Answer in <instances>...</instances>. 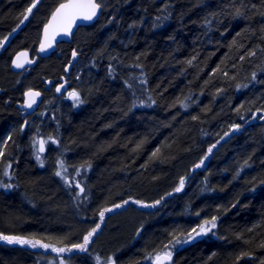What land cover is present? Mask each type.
<instances>
[{
  "label": "trees",
  "instance_id": "trees-1",
  "mask_svg": "<svg viewBox=\"0 0 264 264\" xmlns=\"http://www.w3.org/2000/svg\"><path fill=\"white\" fill-rule=\"evenodd\" d=\"M64 1L0 0V167L11 174L0 175V235L72 250L0 243V264H151L166 251L168 264H264V0H97L96 22L40 53ZM73 49L88 63L71 82L82 103L45 113L68 187L32 158L17 106L63 75ZM23 50L34 62L15 72ZM97 224L86 252L72 248Z\"/></svg>",
  "mask_w": 264,
  "mask_h": 264
},
{
  "label": "snow or ice",
  "instance_id": "snow-or-ice-1",
  "mask_svg": "<svg viewBox=\"0 0 264 264\" xmlns=\"http://www.w3.org/2000/svg\"><path fill=\"white\" fill-rule=\"evenodd\" d=\"M35 7H36V4L33 3L31 7H29L26 10V13L24 14V20L28 18V14L31 13L32 9ZM100 8H101V4L98 3L97 0H68L67 3H61L59 7L56 8V10L53 12L52 18L49 21V23L45 25L44 40L41 42L40 51L44 52L48 48H51L52 42L57 35H60V34H63L65 36L69 35L71 33L72 26L77 19L91 21L94 17H96L97 11ZM260 14L264 15V12H261ZM235 15L241 16L243 15V13L241 12L239 8H237L235 11ZM165 19H167V17H165ZM21 23H23V20L21 21ZM17 27H19V25H17ZM2 45H3V42L0 41V46ZM252 54L254 55V53ZM21 55L26 56V54H21ZM72 56L73 58L77 56V52L75 50L72 52ZM24 62L32 63L31 60H26ZM24 62H21V58L20 56H18L16 60L13 61V64L15 67L21 68L23 67ZM188 63H191V61H189ZM253 78H255V73L253 74ZM141 83H144V81H141ZM63 87H64L63 85H61L60 87H57L56 91L59 93L61 91V88ZM39 95H40L39 92H33L29 90L28 92L25 93L26 100H25L24 105L22 106L26 108H31L33 104L36 103V98ZM69 97L73 99L76 103H82L79 94L75 91L70 92ZM193 119H196V117H193ZM233 130H238V126L233 125ZM225 135H228V133H225ZM8 139L10 140L11 136H9ZM52 143H56V141L52 140ZM38 144H39L38 153H42L44 151L45 141L39 140ZM213 147H215V145H213ZM208 151L211 152L212 148H209ZM2 155H3V152H0V156ZM153 155H156V154L154 153ZM40 159H41L40 155L37 154L36 160L40 161ZM245 163L247 164V161ZM201 164H203V160L201 161ZM41 166L43 165L41 164ZM57 166L59 170L56 171L55 175L57 177H60L62 180H64L65 184L68 185V187H71L72 184L62 174L63 171H66V169H64L63 162L62 161L58 162ZM200 166L201 165L198 164L196 167H200ZM81 167H83V165ZM77 174H79V170L77 171ZM5 175H8L7 169L5 170ZM183 185H184V181L181 180L180 186L176 189V191L177 192L181 191V189L183 188ZM5 186L11 187V185H5ZM75 187L79 189V192L77 193V195H80L84 192V189L80 186L79 183H76ZM126 203H128V201H125V204ZM133 203H139V202L133 201ZM157 203H159V201H157ZM141 206L149 207V205H141ZM151 206L154 207V205H151ZM116 207L119 208L121 207V205L117 204ZM105 211H111V209H105L104 211L100 212L101 220H103L104 218ZM215 221H216V217H212L211 220H206L204 221L202 225H200L199 231H197L196 229H193V232H195L196 235L207 234L209 231H211L213 228L216 227ZM99 228H100V224H97L96 227L93 228L91 231H89L88 234L84 237L82 244L73 245L72 248H75L79 250L80 252H86L88 250L87 246L92 236L97 232ZM188 235H189V239H194L191 233H189ZM0 239L5 240L9 244L28 245L29 247H32V248H36L39 246L41 248L47 249L50 247V245L48 244H42L40 240L38 239H25V238H20V237H11V236H3V237H0ZM181 242L182 241L179 239L175 240V243H181ZM183 242L186 243L187 241H183ZM165 247L167 248L168 246L165 245ZM71 250H72L71 248L66 249L64 247H60V248L53 247L52 248V251L58 254L64 253L66 251L70 252ZM152 259H153V264H166L167 261L171 260V252L166 251V252H163L162 254L158 253ZM61 264H63V260L61 261ZM97 264H100L99 257L97 258ZM107 264H113L111 257L108 258Z\"/></svg>",
  "mask_w": 264,
  "mask_h": 264
},
{
  "label": "rangeland",
  "instance_id": "rangeland-1",
  "mask_svg": "<svg viewBox=\"0 0 264 264\" xmlns=\"http://www.w3.org/2000/svg\"><path fill=\"white\" fill-rule=\"evenodd\" d=\"M45 26V25H44ZM55 48H51L50 51H54ZM50 51L48 53H50ZM39 52L42 53L40 51V47H39ZM32 64L34 62V60H32ZM31 64V65H32ZM30 65V66H31ZM88 68V63L85 62L84 60L82 61H78L77 65L74 68L73 71V76L70 79L72 83H76L77 85H82L85 75L84 72L87 70ZM27 69H24L23 71L26 73ZM88 75H86L87 77ZM74 87V85H73ZM73 91L78 92V90L73 89ZM72 91V92H73ZM48 96L45 97V101L42 105V108L40 109V111H38L35 115L31 116L28 118V120L24 121V125L27 128V140L31 141V147H32V158L35 160V162L37 163V165L40 168H47V170H49L50 172H52V174L54 176L56 171L59 170L58 169V162L61 161V157H60V151H59V145H58V134H57V129L58 126L55 125L54 123L51 121V119L46 117V112L48 111V109H50V105L53 109H57L58 112H62L65 117H67V112L71 111V110H77L78 106L80 103H76L75 101L69 102L67 101V98L65 97V99H58L55 97L54 92L50 91L48 92ZM80 96V95H79ZM81 98V97H80ZM39 139L44 140L45 144H44V152L43 153H38V149H39V144L38 141ZM52 140H55L56 143H52ZM2 147H0V152H2ZM39 154L41 159L40 161L36 160V155ZM2 159V156H0V161ZM41 164L43 166H41ZM1 165V164H0ZM64 165V169H66V171H63L62 174L63 176L69 180L68 178V174H67V166L63 163ZM7 169L8 175H5V170ZM4 175L5 176V180L6 182H10V178L9 176L11 175L9 172L8 167H4L1 166L0 167V175ZM59 180H61L62 184L66 185L64 180H62L60 177H57ZM115 210H111L109 212H113ZM0 237H3V235H0ZM12 237V236H11ZM0 243L7 245V247L10 246H23L20 244H9L7 243L5 240L0 239ZM25 247L34 249L35 251H41V253H43L44 255H48V254H53L57 257H62L63 255H68L70 254L69 251H66L64 253H56L53 252L52 249H45V248H41V247H36V248H32L29 247L28 245H25Z\"/></svg>",
  "mask_w": 264,
  "mask_h": 264
},
{
  "label": "water",
  "instance_id": "water-1",
  "mask_svg": "<svg viewBox=\"0 0 264 264\" xmlns=\"http://www.w3.org/2000/svg\"><path fill=\"white\" fill-rule=\"evenodd\" d=\"M67 2H68V0H66L65 2H62V3H67ZM60 4H61V3H60ZM60 4H59V5H60ZM59 5H58L56 8H58ZM56 8H55V10H56ZM55 10H54V11H55ZM54 11H53V12H54ZM52 14H53V13H52ZM52 14H51V16L49 17V20H48V22L46 23V25H47V24L49 23V21L51 20V18H52ZM100 14H101V8L97 11V15H96V17H94L91 21L77 19V20L75 21V23L73 24V26H72L71 33H70L69 35H67V36H65V35H63V34L57 35V36L55 37V39L53 40V42H52V47H54V46H56L58 43H62V42H63V43H69V42L71 41V39H72L74 33L77 31V29L82 28V27H87V26L93 24L94 22H96V21L98 20ZM44 28H45V26H44ZM44 28H43L42 31H41V39H42V41L44 40ZM52 47H51V48H52ZM49 49H50V48H48L46 51H48ZM74 50L76 51V49H73V50L71 51V55H70V58H69V60H68V63L66 64V66H65L64 69H63V75L60 77V79H59L57 82H54L53 80H46V81L43 82V87H42L41 90L28 89V90H26V91L23 93L22 102H21V104L18 105V110H19L20 112H24L27 116H32V115H34V114L36 113V111L39 109V107L42 105V103H43V101H44V99H45V93H46V92H49V91L51 90L52 87H54V88H53V90H54V94H55V96H56L57 98H60L61 96H63V95L68 91V89H69L70 86H71V82H70L71 72H72V70L74 69L75 65L78 63V59H79V57H78V53H77V56H76L75 58H73V56H72V52H73ZM76 52H77V51H76ZM21 54H26V56L21 55ZM18 56H20V58H21V62H24V61H26V60H30V58H29V53H28L27 51L20 52V53L16 56V58H17ZM16 58H15V60H16ZM29 64H30V63L24 62V63H23V67H21V68H17V67H15L14 64H13V66H14V68H15L16 71H21L22 69H24L25 67H27ZM66 69H67V71H66ZM61 85H63L64 87L61 88V91L58 93V92L56 91V88H57V87H60ZM29 90H31V91H33V92H39L40 95L36 98V103L33 104V106H32L31 108H26V107H23L22 105H24L25 100H26L25 93L28 92ZM68 100H73V99H71V98L69 97V95H68ZM40 140H41V139H40ZM43 152H44V151H43ZM43 152H42V153H43ZM170 261H171V260H170ZM170 261H167L166 264L169 263ZM151 264H153V262H152Z\"/></svg>",
  "mask_w": 264,
  "mask_h": 264
},
{
  "label": "bare ground",
  "instance_id": "bare-ground-1",
  "mask_svg": "<svg viewBox=\"0 0 264 264\" xmlns=\"http://www.w3.org/2000/svg\"><path fill=\"white\" fill-rule=\"evenodd\" d=\"M23 51H27V52L29 53V57H30V52H29L28 50H23ZM23 51H21V52H23ZM70 55H71V54H70ZM69 58H70V56H69ZM68 60H69V59H68ZM65 66H66V65H65ZM65 66H64V67H65ZM60 77H61V76H60ZM60 77H59V79H60ZM59 79H58V80H59ZM47 80H52V79H47ZM58 80H53V81H54V82H57ZM44 81H46V80H44ZM44 81H43V82H44ZM37 90H40V89H37Z\"/></svg>",
  "mask_w": 264,
  "mask_h": 264
},
{
  "label": "flooded vegetation",
  "instance_id": "flooded-vegetation-1",
  "mask_svg": "<svg viewBox=\"0 0 264 264\" xmlns=\"http://www.w3.org/2000/svg\"><path fill=\"white\" fill-rule=\"evenodd\" d=\"M40 90H41V89H40ZM50 91H53V88H51ZM50 91H49V92H50ZM70 91H71V90H70ZM65 97H67L66 94H64L61 98H58V99H65ZM67 101H68V100H67ZM72 101H73V100H72ZM72 101H69V102H72ZM23 115H24V114H23ZM24 116H25V115H24Z\"/></svg>",
  "mask_w": 264,
  "mask_h": 264
}]
</instances>
